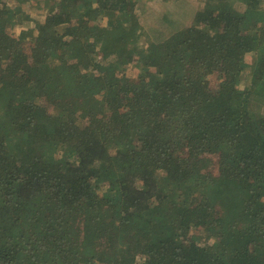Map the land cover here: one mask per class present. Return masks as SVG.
<instances>
[{"label": "trees", "instance_id": "trees-1", "mask_svg": "<svg viewBox=\"0 0 264 264\" xmlns=\"http://www.w3.org/2000/svg\"><path fill=\"white\" fill-rule=\"evenodd\" d=\"M28 1L0 0V264H264V0L152 44L134 0L30 34Z\"/></svg>", "mask_w": 264, "mask_h": 264}, {"label": "rangeland", "instance_id": "rangeland-1", "mask_svg": "<svg viewBox=\"0 0 264 264\" xmlns=\"http://www.w3.org/2000/svg\"><path fill=\"white\" fill-rule=\"evenodd\" d=\"M32 1V0H29ZM28 1V2H29ZM136 2L137 12L140 16L142 24H144V35L143 41L148 42L149 44L161 41L172 34L175 30L172 26L176 25L177 29H181L188 23H192L196 19V10L198 0H134ZM28 5V4H27ZM50 3L47 0H39V3L36 5V8L33 10L26 9L29 11V14L32 15V22L23 23V27L29 31V34L32 32L34 27V19H38L43 16V14H38L37 10L39 8L44 9V14L50 9ZM172 25V26H171ZM18 29H21L20 27ZM246 60L250 63L255 62V56L252 51L248 52ZM132 68L134 75L138 78L143 74L142 68L136 63L132 62ZM208 85L213 89L220 84V79H218L216 74H213L208 79ZM240 88H243V85H240ZM251 99L256 101L253 102L254 108L256 103H264V94L263 95H254ZM49 108L52 107L48 103ZM264 112V111H262ZM178 233V232H176ZM173 238L176 237L173 234Z\"/></svg>", "mask_w": 264, "mask_h": 264}]
</instances>
